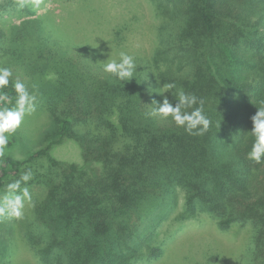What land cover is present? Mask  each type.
<instances>
[{
    "label": "trees",
    "instance_id": "obj_1",
    "mask_svg": "<svg viewBox=\"0 0 264 264\" xmlns=\"http://www.w3.org/2000/svg\"><path fill=\"white\" fill-rule=\"evenodd\" d=\"M4 1L28 19L0 31V51L36 81L54 123L44 147L0 157V190L29 168L33 179L22 187L41 189L33 207L39 229L25 235L40 264L161 257L145 216L168 213L180 193L181 218L206 212L226 229L251 222L250 264H264V163L246 158L251 117L264 100V0H157L161 42L125 82L95 67L94 48L69 51L54 39L48 15L32 18L28 4ZM164 83L176 87L161 95ZM178 90L204 99L212 125L203 136L147 115L154 99ZM0 94L14 103L11 84ZM67 140L78 144L81 164L52 155ZM15 142L12 135L8 146ZM2 247L0 264H11Z\"/></svg>",
    "mask_w": 264,
    "mask_h": 264
},
{
    "label": "rangeland",
    "instance_id": "obj_2",
    "mask_svg": "<svg viewBox=\"0 0 264 264\" xmlns=\"http://www.w3.org/2000/svg\"><path fill=\"white\" fill-rule=\"evenodd\" d=\"M157 2L41 0L39 9L33 7V0H28L27 4L36 14L32 18L48 15L50 22L47 25L50 26L54 39L63 42L69 51L77 45L94 48L98 55L92 58V63L100 68L102 61L109 58L111 49L113 57L124 50L135 55L136 61L153 54L155 47L161 42L158 28L162 17L157 11ZM4 3V0H0V31H6L13 23L19 24L28 19L25 12ZM6 53V50L0 51V66L11 67L14 76L24 80L29 90L34 91L37 96L35 113L26 117L13 135L16 142L5 150L6 156L23 159L44 147V138L54 129V123L39 102L36 81L15 63L8 61L9 55ZM52 155L59 161L82 163L81 150L73 140H67L63 145L55 147ZM36 167L34 170H42L40 164ZM28 189L34 201L41 189L35 186ZM183 211L185 212V202L180 193L175 207L168 213H158L156 210L145 216L146 226L150 228L146 231L150 232V246L163 249V255L154 260L144 258L134 264H250L253 231L251 222L236 223L226 229L219 226L218 221L206 212L197 217L181 218ZM36 229H39V224L33 207L28 205L22 218L0 220V247L4 246L1 251L5 262L40 264L25 239L29 230Z\"/></svg>",
    "mask_w": 264,
    "mask_h": 264
},
{
    "label": "clouds",
    "instance_id": "obj_3",
    "mask_svg": "<svg viewBox=\"0 0 264 264\" xmlns=\"http://www.w3.org/2000/svg\"><path fill=\"white\" fill-rule=\"evenodd\" d=\"M28 0H17L18 7L23 9ZM41 0H33V7L39 9ZM47 6H45V10ZM103 54V53H102ZM103 73L110 74L115 79L125 82L135 77L137 70L136 57L128 51L121 50L115 57L112 49L109 58L102 61ZM11 84L15 92V100L11 106H6L9 100L7 94H0V157L5 155L10 137L21 127L26 117L36 111L37 96L29 90L28 84L8 66H0V90ZM174 83H164L160 89L161 95L175 89ZM35 88V85L32 86ZM172 99L163 96L162 101L153 100L151 110L147 115L168 120L186 133L193 136H203L212 125L211 119L205 111V101L193 93L183 90L171 91ZM252 128L249 131L252 139L251 148L246 158L257 164L264 163V100L260 101L256 113L251 117ZM220 126V125H217ZM33 179V172L29 168L24 171L19 179L8 183L0 192V220L20 219L24 216L26 205L35 207L27 185Z\"/></svg>",
    "mask_w": 264,
    "mask_h": 264
}]
</instances>
